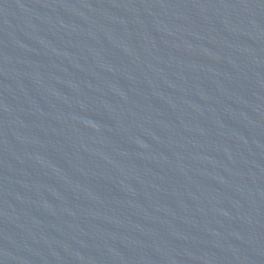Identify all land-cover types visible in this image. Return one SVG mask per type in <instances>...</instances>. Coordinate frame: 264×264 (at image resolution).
<instances>
[{"label": "water", "instance_id": "1", "mask_svg": "<svg viewBox=\"0 0 264 264\" xmlns=\"http://www.w3.org/2000/svg\"><path fill=\"white\" fill-rule=\"evenodd\" d=\"M0 264H264V0H0Z\"/></svg>", "mask_w": 264, "mask_h": 264}]
</instances>
